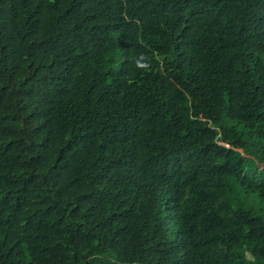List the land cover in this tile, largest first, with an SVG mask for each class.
Masks as SVG:
<instances>
[{
    "label": "trees",
    "instance_id": "trees-1",
    "mask_svg": "<svg viewBox=\"0 0 264 264\" xmlns=\"http://www.w3.org/2000/svg\"><path fill=\"white\" fill-rule=\"evenodd\" d=\"M0 264H264V0H0Z\"/></svg>",
    "mask_w": 264,
    "mask_h": 264
}]
</instances>
